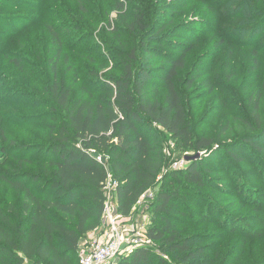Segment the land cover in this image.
Here are the masks:
<instances>
[{
  "label": "rangeland",
  "instance_id": "rangeland-1",
  "mask_svg": "<svg viewBox=\"0 0 264 264\" xmlns=\"http://www.w3.org/2000/svg\"><path fill=\"white\" fill-rule=\"evenodd\" d=\"M133 51L154 67L161 101L170 61L183 58L175 84L195 142L211 140L219 148L254 135L264 146V0H0V217L16 215L24 204L11 177H45L49 170V156L36 148L50 143L64 120L53 85L69 88L76 104L99 100ZM153 128L168 170L198 156L215 181L202 191L206 196L194 195L177 226L193 237L194 248H204L203 257L185 264H264V155L236 146L241 160L232 162ZM163 182L122 220L127 253L149 244L146 231ZM41 188L51 192L45 178L36 192ZM92 224L87 240L103 233V220ZM0 264L20 263L0 255ZM72 264H80L77 252Z\"/></svg>",
  "mask_w": 264,
  "mask_h": 264
},
{
  "label": "trees",
  "instance_id": "trees-1",
  "mask_svg": "<svg viewBox=\"0 0 264 264\" xmlns=\"http://www.w3.org/2000/svg\"><path fill=\"white\" fill-rule=\"evenodd\" d=\"M140 63L135 51L124 61L123 74L105 84L107 95L94 102L76 104L71 90L55 83V105L64 114L55 138L36 148L49 156L45 177L20 172L8 182L24 194L21 212L0 217V255L34 264H72L81 243L102 221L106 197L104 184L111 174L118 182L114 201L129 218L138 202L163 180L152 205V223L146 231L149 244L120 256L115 264H170L158 252L171 255L175 264L195 261L204 248H194L193 237H184L177 226L188 216L194 195L206 196L215 181L202 157L187 161L182 169H169L164 150L153 140L156 125L190 149L225 153L241 160L236 146L264 155L254 135L236 143L213 147L211 140L194 141L183 97L175 84L183 58L172 59L164 79L165 98L153 88L154 67ZM1 134V132H0ZM263 140V139H261ZM195 145V146H193ZM13 147L29 151L15 143ZM107 159V167L98 161ZM164 170L168 171L164 174ZM45 178L49 194L36 192Z\"/></svg>",
  "mask_w": 264,
  "mask_h": 264
},
{
  "label": "built area",
  "instance_id": "built-area-1",
  "mask_svg": "<svg viewBox=\"0 0 264 264\" xmlns=\"http://www.w3.org/2000/svg\"><path fill=\"white\" fill-rule=\"evenodd\" d=\"M98 161L104 163L108 169L107 159L99 156ZM117 187L118 182L113 179L111 174H108V179L104 184L106 204L102 218L104 222L103 233L98 238L85 239L81 243L78 251L80 264H115V261L128 251L125 247L126 240H124L121 226L125 217L118 212L114 201ZM140 202L141 200L138 204Z\"/></svg>",
  "mask_w": 264,
  "mask_h": 264
},
{
  "label": "water",
  "instance_id": "water-1",
  "mask_svg": "<svg viewBox=\"0 0 264 264\" xmlns=\"http://www.w3.org/2000/svg\"><path fill=\"white\" fill-rule=\"evenodd\" d=\"M196 158H199V157L197 156ZM196 158H193V159H196ZM186 160L189 161V160H191V158H187Z\"/></svg>",
  "mask_w": 264,
  "mask_h": 264
}]
</instances>
